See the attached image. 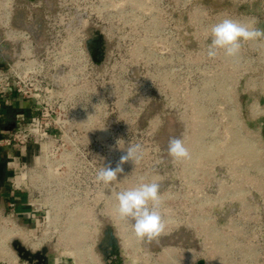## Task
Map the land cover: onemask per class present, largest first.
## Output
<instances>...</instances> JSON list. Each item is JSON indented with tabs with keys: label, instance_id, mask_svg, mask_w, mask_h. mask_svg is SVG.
<instances>
[{
	"label": "rangeland",
	"instance_id": "obj_1",
	"mask_svg": "<svg viewBox=\"0 0 264 264\" xmlns=\"http://www.w3.org/2000/svg\"><path fill=\"white\" fill-rule=\"evenodd\" d=\"M6 8L25 11L22 27L41 17L35 46L44 60L69 34L85 42L89 27L105 31L107 58L91 83L100 110L111 112L104 117L111 145L99 146L98 165L115 167L130 144L144 154L123 165L112 188L89 181L94 191L83 195L84 206L57 195L37 212L11 206V169L0 200V264H30L14 241L33 252L46 248L56 255L51 264H91L89 251L94 264H115L118 255L120 264H193L212 249L217 260L226 250L264 249V41L246 42L237 59L206 54L210 26L223 18L264 28V0H11ZM8 31L26 30L0 24L2 51L17 59L24 39H8ZM170 133L183 138L191 160L167 156ZM141 179L160 183L167 221L150 241L136 238L116 212L114 190ZM105 231L111 258L101 246Z\"/></svg>",
	"mask_w": 264,
	"mask_h": 264
},
{
	"label": "built area",
	"instance_id": "obj_2",
	"mask_svg": "<svg viewBox=\"0 0 264 264\" xmlns=\"http://www.w3.org/2000/svg\"><path fill=\"white\" fill-rule=\"evenodd\" d=\"M68 36L61 45L47 48L45 61L31 37L21 33L24 42L17 59L0 62V152L13 159L7 157L13 172L11 206L18 211L37 212L44 202L51 208L57 195L67 197L65 205L84 206L81 198L93 193L89 181L95 180L100 168L99 146L111 145V124L104 119L111 112L100 110L96 86L91 83L100 66L91 60L78 32ZM15 97L28 100L32 113L7 127L3 107ZM30 148L31 162L22 159ZM72 194L74 200L69 197ZM261 245L249 251L226 250L219 260L212 249L202 262L193 264H264Z\"/></svg>",
	"mask_w": 264,
	"mask_h": 264
},
{
	"label": "clouds",
	"instance_id": "obj_3",
	"mask_svg": "<svg viewBox=\"0 0 264 264\" xmlns=\"http://www.w3.org/2000/svg\"><path fill=\"white\" fill-rule=\"evenodd\" d=\"M256 25L255 19L242 22L227 17L211 25L207 57L214 59L222 53L229 59L239 58L246 42L264 41V28ZM164 151L174 162L191 160V153L179 135L169 134ZM143 154L144 148L140 143L128 145L115 167L108 163L96 171L95 182L112 188L118 176L125 172L123 165L129 161L139 163ZM114 195L119 218L130 225L136 238L150 241L165 231L167 221L161 210L163 196L158 181L141 179L130 188L114 190Z\"/></svg>",
	"mask_w": 264,
	"mask_h": 264
},
{
	"label": "flooded vegetation",
	"instance_id": "obj_4",
	"mask_svg": "<svg viewBox=\"0 0 264 264\" xmlns=\"http://www.w3.org/2000/svg\"><path fill=\"white\" fill-rule=\"evenodd\" d=\"M0 1L2 2L3 0H0ZM12 14H13V16H12ZM24 17H25V11L24 10H22V9H14V11L11 10V19H10L9 23L13 24V25L21 26V28L25 29L26 33L35 42V39H39L41 37V35H43V31L41 30L42 19H41V17H36L35 19H32V21H30V24L28 26L22 27ZM35 24L38 26V28L33 27V25H35ZM18 33L20 35L16 38L20 39L21 38V32H18ZM88 33H89V37H87V39H85V44H86V48H87V51L89 53V56H90L91 60L95 63V60L92 57L90 49H89V45L91 44V46L93 47V49L97 53L96 55L100 54L102 56L101 64H96V63L95 64L102 66L106 61L107 53H108V42H107V38L105 35V31H103L99 26H92V27L88 28ZM0 62L4 63L5 61L0 59ZM3 160L7 161V168H6L5 181L2 184L1 198L3 196L4 190H5V185H6L7 179L9 178V172H10V170L8 168L7 158H3L0 156V161H3ZM1 198H0V200H1ZM16 231H19L18 237L22 238V240L27 242L26 237H24V235L21 233V230L16 229ZM28 244L30 247H32V245H31L32 243H28ZM101 246L104 248L103 252L106 255L105 257L111 258V253L112 252L114 253L115 250H113L114 249V242H113V239L111 238L110 232L105 231V234L102 238ZM38 247H36V248H38ZM32 248H35V247H32ZM42 250L43 249H41L39 251H35L34 253L37 254V253L41 252V254H45L47 256V261H48L47 264H51L56 255H51V254L47 253V249L45 250V252H43ZM66 254L72 260L75 257L74 253H66ZM39 261L40 260L37 256L33 258V264H35Z\"/></svg>",
	"mask_w": 264,
	"mask_h": 264
},
{
	"label": "water",
	"instance_id": "obj_5",
	"mask_svg": "<svg viewBox=\"0 0 264 264\" xmlns=\"http://www.w3.org/2000/svg\"><path fill=\"white\" fill-rule=\"evenodd\" d=\"M3 47H5V46L1 42V39H0V58L4 61H5V59L10 60L11 56L8 53H4L2 51ZM89 49H90L92 57L95 60V63L101 64L102 56L100 54L96 55L97 53L95 52V50L93 49L91 44L89 45ZM6 168H7V161L6 160L0 161V198L2 195V184L5 181ZM13 245H14L19 257L26 259L30 264H33V258L36 256L39 258L40 261L35 263V264H47L48 263L47 256L45 254H41V252L35 254L33 251L27 249L26 247H24L22 244H20L17 241H14ZM45 250H46V248H43L42 251L45 252ZM116 254L118 255V253H116ZM121 262H122V259H121L120 255H118V259H117V261H115V264H120Z\"/></svg>",
	"mask_w": 264,
	"mask_h": 264
},
{
	"label": "crops",
	"instance_id": "obj_6",
	"mask_svg": "<svg viewBox=\"0 0 264 264\" xmlns=\"http://www.w3.org/2000/svg\"><path fill=\"white\" fill-rule=\"evenodd\" d=\"M31 104L28 100L13 98V100L3 107V125L7 127H13L18 119L22 117L29 118L31 115ZM7 152H0V156L3 158ZM32 149L30 148L22 157L23 160L28 161L30 159Z\"/></svg>",
	"mask_w": 264,
	"mask_h": 264
},
{
	"label": "bare ground",
	"instance_id": "obj_7",
	"mask_svg": "<svg viewBox=\"0 0 264 264\" xmlns=\"http://www.w3.org/2000/svg\"><path fill=\"white\" fill-rule=\"evenodd\" d=\"M11 0H3L2 2H0V7H1V10H0V24L1 26H5V25H8L9 22H10V19H11V10L6 8L8 2H10ZM20 34L18 32H15V31H8L7 32V38H16L18 37ZM54 224V222L52 221L51 225ZM32 247H38L39 244L38 243H32L31 244ZM79 256H80V252H78ZM86 254V253H85ZM7 255V254H6ZM85 256V255H84ZM88 256H89V262L91 264H94V260H93V255L92 253L89 251L88 252ZM86 264V261L85 263ZM96 264V263H95Z\"/></svg>",
	"mask_w": 264,
	"mask_h": 264
}]
</instances>
